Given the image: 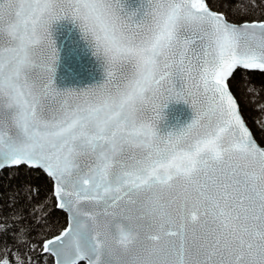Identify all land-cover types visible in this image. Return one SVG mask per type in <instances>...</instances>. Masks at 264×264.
Instances as JSON below:
<instances>
[{
	"label": "snow or ice",
	"instance_id": "obj_1",
	"mask_svg": "<svg viewBox=\"0 0 264 264\" xmlns=\"http://www.w3.org/2000/svg\"><path fill=\"white\" fill-rule=\"evenodd\" d=\"M0 175V264H264V0H0Z\"/></svg>",
	"mask_w": 264,
	"mask_h": 264
},
{
	"label": "trees",
	"instance_id": "obj_2",
	"mask_svg": "<svg viewBox=\"0 0 264 264\" xmlns=\"http://www.w3.org/2000/svg\"><path fill=\"white\" fill-rule=\"evenodd\" d=\"M260 80L261 78L259 76L255 77V81H256V86L259 87L260 85ZM244 88H245V84H241L240 85V92L238 93V95L243 96L244 93ZM245 110V115L246 118L249 119V121L251 122L252 118L256 116V111L254 110V108L249 105V107H247ZM17 182L15 180H11L9 181L7 179L6 176H2L0 175V203H2L5 193L8 192V188L6 187V185L9 184H16ZM66 223V215L61 213L60 210H51L50 209V216H49V224H48V228L46 230H56L58 229L61 225Z\"/></svg>",
	"mask_w": 264,
	"mask_h": 264
},
{
	"label": "water",
	"instance_id": "obj_3",
	"mask_svg": "<svg viewBox=\"0 0 264 264\" xmlns=\"http://www.w3.org/2000/svg\"><path fill=\"white\" fill-rule=\"evenodd\" d=\"M189 115L187 109L182 104L170 105L167 113V120L169 122L183 119Z\"/></svg>",
	"mask_w": 264,
	"mask_h": 264
}]
</instances>
